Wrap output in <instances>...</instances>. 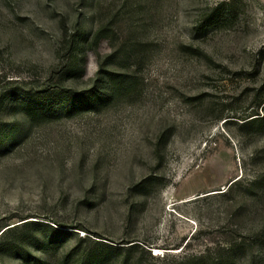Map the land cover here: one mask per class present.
I'll return each instance as SVG.
<instances>
[{
  "label": "rangeland",
  "instance_id": "1",
  "mask_svg": "<svg viewBox=\"0 0 264 264\" xmlns=\"http://www.w3.org/2000/svg\"><path fill=\"white\" fill-rule=\"evenodd\" d=\"M263 74L264 0H0V264H264Z\"/></svg>",
  "mask_w": 264,
  "mask_h": 264
},
{
  "label": "trees",
  "instance_id": "2",
  "mask_svg": "<svg viewBox=\"0 0 264 264\" xmlns=\"http://www.w3.org/2000/svg\"><path fill=\"white\" fill-rule=\"evenodd\" d=\"M87 42H88L87 37H84L83 35L74 37V39L72 40V42H70V45H69V50H70L71 55L75 54L76 52L82 53L83 49L87 46ZM81 61H82V58L80 62ZM80 66H81V63H78V62L70 63L69 65H67L64 69L66 76L67 75L71 76L77 71H79L81 69ZM111 76L113 77V84L111 85V87L108 88V90H104L105 92L100 95L101 100H104V102H106L112 96H114L115 93L126 92L127 87L131 83L130 75L125 72L124 73L113 72ZM263 79H264V74H263ZM263 84H264V80L262 83V87L260 88L261 90L260 96L255 99L256 110L253 112V115H250V117L245 118V120H248L251 117L252 118L256 117L250 121L264 122V117L259 118V116L261 115L258 114V110L260 108L264 112V88H263L264 85ZM56 95H57L56 101L54 102H51V100L48 98H42L40 100L30 101L29 99H32V96H27L24 100H21L20 103H21V106L24 107L27 116L32 121L39 120V119H51L55 117L54 115L50 116L53 112L52 111L53 107L57 108L64 104H69L67 106L66 111L71 110L74 107L73 105H71L72 101L67 100L66 99L67 96L63 95L62 92H57ZM15 230H19V228L12 227V228L3 230L0 233V242H2L5 238H7ZM101 251H93L90 254H88L86 257L84 256V258L80 260V262H82L81 264H104L105 256ZM72 257H73V254L71 252L67 253L65 257L62 259L61 264H68V262L72 259ZM19 264H45V263L42 260L38 259L36 256H28V257H24L23 259H21Z\"/></svg>",
  "mask_w": 264,
  "mask_h": 264
}]
</instances>
